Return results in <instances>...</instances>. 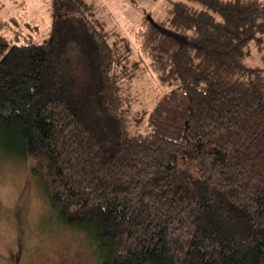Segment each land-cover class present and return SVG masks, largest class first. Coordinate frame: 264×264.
I'll list each match as a JSON object with an SVG mask.
<instances>
[{"label":"trees","instance_id":"trees-1","mask_svg":"<svg viewBox=\"0 0 264 264\" xmlns=\"http://www.w3.org/2000/svg\"><path fill=\"white\" fill-rule=\"evenodd\" d=\"M89 8L53 0L44 42L11 44L0 19V137L63 222L95 237L99 264H264V74L246 63L264 44V1L144 12L140 50L169 91L143 131Z\"/></svg>","mask_w":264,"mask_h":264},{"label":"rangeland","instance_id":"rangeland-1","mask_svg":"<svg viewBox=\"0 0 264 264\" xmlns=\"http://www.w3.org/2000/svg\"><path fill=\"white\" fill-rule=\"evenodd\" d=\"M52 1L0 0V19L11 23L4 32L8 41H46ZM172 1L86 0L89 13L109 32V41L118 45L123 59L118 71L130 75L124 81L127 109L130 116L145 118L135 130H145L147 117L169 91L150 70V58L141 52L137 33L144 27V12L162 18ZM250 50L246 63L264 74V44L261 49L252 44ZM44 183L31 174L30 162L14 142L0 137V264H99L95 237L63 222Z\"/></svg>","mask_w":264,"mask_h":264}]
</instances>
